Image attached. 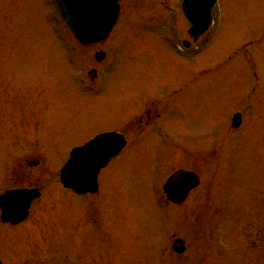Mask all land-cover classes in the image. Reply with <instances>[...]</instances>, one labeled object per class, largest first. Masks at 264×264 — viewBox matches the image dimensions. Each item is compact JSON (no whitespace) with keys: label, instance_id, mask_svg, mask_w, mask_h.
<instances>
[{"label":"rangeland","instance_id":"374dc122","mask_svg":"<svg viewBox=\"0 0 264 264\" xmlns=\"http://www.w3.org/2000/svg\"><path fill=\"white\" fill-rule=\"evenodd\" d=\"M121 2V22L98 47L110 56L91 93L80 86V54L73 56L70 31L61 32L69 41L68 58L55 38L59 25L51 3L0 0L6 107L38 109L36 132L42 139L37 136L34 148L41 155L35 152L33 161L39 164L29 174L45 197L19 227L0 222V236L8 239L6 263L31 264L34 231H53L63 219L56 214V202L69 194L61 190L59 172L54 171L68 158L72 144L123 129L143 105L160 98L165 113L159 125L176 145L200 157L213 150L207 174L213 179L210 202L181 208L159 202V182L168 177L163 166L172 157H163L170 144L154 127L101 172L98 198L69 195L83 208L87 223L92 222L81 235L80 228L69 229L74 241L62 242L44 264H161L159 247L174 233L185 239L188 249L181 256L169 254L164 242L163 264H248L250 256L240 259L239 217L264 216V0H218L217 21L190 54L177 49L178 40L188 38V23L179 11L182 0ZM93 51L86 54L93 56ZM8 87L20 95L21 106L11 101ZM178 90L174 99H164ZM238 111L243 125L229 136L231 117ZM4 143L0 152L7 149ZM24 161L23 156L6 159L0 154V193ZM46 199L54 200L52 212Z\"/></svg>","mask_w":264,"mask_h":264},{"label":"flooded vegetation","instance_id":"af4514ba","mask_svg":"<svg viewBox=\"0 0 264 264\" xmlns=\"http://www.w3.org/2000/svg\"><path fill=\"white\" fill-rule=\"evenodd\" d=\"M99 46L102 47V44H95L90 46L80 45V86H83L84 82L86 81L88 87H91V85L97 83L100 78V70L102 66L106 64L108 56L106 55L101 59L97 57L96 54L99 51H104V49L98 48ZM85 48H88V50L94 49L93 61L89 63L88 69L86 71ZM2 82L5 81L3 80V77H0V143L5 142L4 144L6 145L7 149L3 152H0V154L6 156L8 159H10V157L23 156L25 160L23 162V165H20L18 169H15L11 172L12 177L9 181L11 185L6 186L3 190L21 187H38L42 193V198V196L44 195L43 188L33 179L34 176L31 177L29 174L30 167L37 165L36 163H38L37 161H33V156L36 152V150L34 149V144L36 142L37 136H40L39 138L42 139V135H36L38 109L37 107H32L33 105H30L29 107H6V94L4 93V90L2 88ZM8 89L9 94H13L12 100L18 101V105L21 106V103L19 102L20 95L14 94L11 88L8 87ZM178 92L179 91H175L173 94H169V97L174 99V97H177ZM32 94L34 95L35 92H33ZM162 100L160 98H155L148 101L145 105H143V109H140L139 112L133 115V118L130 120L127 126L118 131L125 135L128 140V146L137 144L141 139H143V136L149 129H153L155 127L160 132L162 131L163 127L159 125V120L165 113V110L161 107ZM162 137L170 144L169 154L172 157V163L168 162L169 168L167 165L165 166L167 170L169 169V177L175 176L180 171L185 170L193 171L198 174L200 178H202L205 175L204 171H208L209 168H211L212 153H204V156L200 157L194 152H189L184 145L179 143L176 145L169 138L168 133H163ZM92 138L84 141L82 144L88 142ZM14 145L16 147L19 146V151H15ZM8 146L12 147V150L8 151ZM36 153L41 155L40 152ZM2 178L3 176L0 175L1 180ZM189 185L191 186L192 184L190 183ZM61 186L62 185H60V187ZM202 186H204L203 189H201ZM101 189L102 186L100 184V191L97 194H84L81 195V197H98L101 194ZM69 195L63 194L62 196L64 199L60 197L61 202H56V214L60 217L62 216L64 219H61L59 224L54 227L56 229L52 231L51 228L47 232L34 231V234L31 236V248H29L32 256V260L30 261L31 264H44L45 261L49 260L46 259V255L53 253V250L56 249V247H58L57 249H59V247L61 248L60 245H62V242H66L68 240H70L71 242L74 241L75 233L71 231L68 232L69 229H78L80 227V231L84 230L86 232L88 224L90 226L92 222L91 219L89 223H87V218L85 216L83 208H80L79 205L75 206L72 203L73 200ZM162 197L164 202L172 207L180 208L186 205L199 206L203 204L204 201L208 202L211 200V189L209 185L200 183L196 188L192 189L189 192L186 199L181 200L179 203L172 202L164 193ZM53 201H49L48 199L45 200V202L51 203V212L54 210L52 206ZM65 201L67 202L66 204H69L68 206H64L62 204ZM34 203H36V201L32 202L30 208L31 216L33 214L32 211ZM36 218L38 220V215L36 216ZM65 218H68V221H66ZM239 221L241 224H239V231L243 238L242 243L238 245L241 256H243V258L240 259L243 262L244 255H246L250 256L248 264H264V216L260 217L259 214L256 216H254V214L245 216L243 213V215L239 217ZM6 225L11 226L10 224ZM63 229L66 231H63ZM82 233L83 231L80 232V235ZM38 236H40L38 239L39 241L34 242ZM178 239H181V241L183 240L187 250V242L184 238L177 236L176 233H174L172 236V240L170 243L171 247L175 250L181 246L182 243L181 241H177ZM2 243L4 244L2 245ZM6 243H8V239L4 238V234H2V236H0V259L2 260L3 264H7L6 260L7 258L9 259L7 252L4 251ZM22 251L23 248L20 249V252ZM40 252L44 253L45 256L40 254Z\"/></svg>","mask_w":264,"mask_h":264},{"label":"water","instance_id":"95a60500","mask_svg":"<svg viewBox=\"0 0 264 264\" xmlns=\"http://www.w3.org/2000/svg\"><path fill=\"white\" fill-rule=\"evenodd\" d=\"M215 0H184L183 10L192 24L190 33L197 38L211 23V10ZM61 17L76 37L84 43L100 41L110 32L118 16V0H55ZM241 123L240 116L235 117L234 127ZM122 135L103 134L85 146L73 151L72 157L61 172V180L66 187L79 193L95 192L98 188L97 176L111 157L118 154L125 145ZM97 148L93 150L95 147ZM191 179L197 184L193 174H181L178 182L169 184L167 191L172 200L179 202L187 194L184 183ZM38 194L30 191L7 192L0 198L3 219L17 223L27 215L30 201ZM184 246L179 250L182 252Z\"/></svg>","mask_w":264,"mask_h":264},{"label":"snow or ice","instance_id":"6c2138e0","mask_svg":"<svg viewBox=\"0 0 264 264\" xmlns=\"http://www.w3.org/2000/svg\"><path fill=\"white\" fill-rule=\"evenodd\" d=\"M96 148H97V146L93 150H95Z\"/></svg>","mask_w":264,"mask_h":264}]
</instances>
